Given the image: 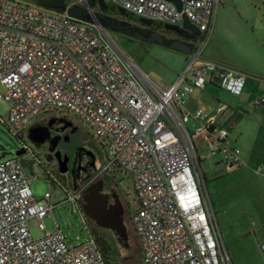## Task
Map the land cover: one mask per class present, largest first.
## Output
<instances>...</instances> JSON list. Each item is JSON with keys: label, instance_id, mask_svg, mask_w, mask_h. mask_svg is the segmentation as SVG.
<instances>
[{"label": "built area", "instance_id": "obj_1", "mask_svg": "<svg viewBox=\"0 0 264 264\" xmlns=\"http://www.w3.org/2000/svg\"><path fill=\"white\" fill-rule=\"evenodd\" d=\"M106 1L163 23L188 17L201 33L185 67L167 87L159 85L109 27L70 13L78 0L62 11L36 0H0V99L10 103L9 122L22 133L41 114L59 110L89 124L105 146L98 173L111 177L119 169L133 177L140 264H233L201 180L199 151L206 145L227 163L241 164L242 150L219 116L186 106L187 95L209 79L235 94L245 87L244 70L204 55L220 0H182L181 8L171 0ZM85 188L66 200L80 206ZM51 195H35L16 154L0 160V264H108L92 230L70 244L58 220L46 228L44 218L57 205ZM33 217L45 231L40 237L29 227Z\"/></svg>", "mask_w": 264, "mask_h": 264}, {"label": "rangeland", "instance_id": "obj_2", "mask_svg": "<svg viewBox=\"0 0 264 264\" xmlns=\"http://www.w3.org/2000/svg\"><path fill=\"white\" fill-rule=\"evenodd\" d=\"M109 6L112 11L119 9L112 3ZM84 23L93 24L86 21ZM109 29L118 45L138 68L163 87H167L187 64L188 53L184 51L136 37L123 29ZM251 33L257 35L255 44ZM217 52L225 56L222 59L226 62L237 66L239 64L233 60L249 58L252 64L262 67L264 71V0H220L214 30L207 40L204 55L213 58ZM239 66L248 70L242 65ZM248 71L251 74L259 73L258 69ZM0 90H3L2 85ZM9 107L7 99H0V160L16 154L17 147L22 142L9 122ZM212 112L225 120L230 114L227 109L223 112L220 109ZM241 112L251 123L262 122L264 119L262 112L251 107L241 109ZM50 113L61 112L55 110L48 112ZM67 115L80 125L84 143L92 149V154L86 159H71L70 165L73 163L74 170L69 168L61 173L56 161L47 160L44 148L17 155L35 195L42 198L50 191L52 202L57 204L55 210L44 218L46 228H55L58 220L70 244L86 240L90 230L106 231L108 237L112 236L116 243L111 250L110 258L113 262L141 263L140 238L132 221V214L138 204L133 177L119 169L110 178L100 175L98 171L104 164L105 146L86 121L74 112H68ZM41 116L42 114L37 118ZM193 122L194 119L190 121L192 128ZM226 126L231 129V136L238 135L236 127L229 123ZM250 126L246 146L251 156L242 164L227 163L220 154L211 153L206 145L201 146L199 151L201 160L198 168L201 180L233 264H264V248L261 247L264 242V126ZM27 132L26 129V135ZM100 178H105L108 186L114 181L122 193L125 203L123 217L128 228L129 245L121 244L113 229L97 225L74 199L66 200L80 185L86 184L88 187ZM39 222L37 217L28 221L35 237H40L45 232L39 227Z\"/></svg>", "mask_w": 264, "mask_h": 264}, {"label": "flooded vegetation", "instance_id": "obj_3", "mask_svg": "<svg viewBox=\"0 0 264 264\" xmlns=\"http://www.w3.org/2000/svg\"><path fill=\"white\" fill-rule=\"evenodd\" d=\"M68 1L69 0H67V2ZM75 5H84L85 9L83 10V13H91L97 17L112 15L118 17L119 19L130 21L147 36L162 35L165 38L164 42H160L157 38L151 41L162 43L165 45H168L167 42H170L174 39H183L188 41L189 43H192L194 47L201 33L195 31L197 34L194 36H190L194 32L192 29L179 31L178 29L167 27L166 23L159 22L155 19H150V22L142 21L140 19V15L123 9V7L120 6H118L119 9L117 11H112L109 6V2L108 6L105 8H102L98 0H95L93 4H91V0H78ZM117 14H119V16H117ZM178 25L181 26V24ZM114 27L124 30L123 26L117 24H114L113 28ZM143 39L148 40L147 38ZM67 113L68 112L50 114L43 113L42 116L37 118L35 122L30 123L22 133H16L22 141L17 147L21 150L20 155H25L29 151L35 149L40 150L44 148L46 156H49L51 154L53 155V158L49 161H56L58 168L60 169V161L57 157L58 152L63 157L66 155L69 156L68 166L69 168H72V170H74V167L72 166L73 163L72 165H70L71 159H73L72 161H74V158L77 157H80V160L88 158L92 154V149L84 143V136L82 135L80 125L71 117H69ZM32 124L37 125L34 133L35 137H31L29 134V128ZM26 129L28 131L27 135ZM52 146L54 147V150L51 151L50 148ZM102 179L104 180V186L102 190L109 196V203L119 205L121 208L125 209V203L122 197V193L117 184L113 181L111 185L108 186L105 181L106 179Z\"/></svg>", "mask_w": 264, "mask_h": 264}, {"label": "water", "instance_id": "obj_4", "mask_svg": "<svg viewBox=\"0 0 264 264\" xmlns=\"http://www.w3.org/2000/svg\"><path fill=\"white\" fill-rule=\"evenodd\" d=\"M94 1L95 0H91V4H93ZM98 1L100 2L102 8L108 6L106 0H98ZM171 1L176 2L178 7L181 8L182 0H171ZM65 8H66V4H61L55 7V9L59 11L65 10ZM84 9H85L84 5H74L69 9V11L71 14L81 18L83 21L90 22L95 25L107 26L112 28L114 24H117L123 26L125 31L132 33L136 37L147 38L148 40H154L155 38H157L160 42L165 41V38L162 35L147 36L136 25L132 24V22L130 21L119 19L118 17L112 15L97 17L91 13H83ZM123 9L125 8L123 7ZM140 19L142 21L150 22L151 18L141 16ZM166 26L178 29L179 31H183L185 29H192L194 32L190 36L196 35L197 33L195 31L200 32V28L195 23H193L188 17H185L181 26L172 23H166ZM167 44L168 46L179 49L186 53H191L193 48L192 43H189L188 41L183 39H174L170 42H167ZM36 127H37L36 124H32L30 126L29 134L31 137H35L34 133ZM50 150L51 151L54 150V147L52 146ZM20 154H21V150L17 149L16 155H20ZM57 157L60 161V170L63 172L67 171L69 168L68 166L69 156L66 155L63 157L57 152ZM52 158H53L52 154L47 156L48 161L51 160ZM103 186H104V180L100 178L97 181L91 183L87 187V190L83 195L84 211L93 220H95L98 225L102 227L115 229L124 239H127L128 228L123 217L124 209L121 208L119 205H114L109 203V196L105 192H103L102 190Z\"/></svg>", "mask_w": 264, "mask_h": 264}, {"label": "crops", "instance_id": "obj_5", "mask_svg": "<svg viewBox=\"0 0 264 264\" xmlns=\"http://www.w3.org/2000/svg\"><path fill=\"white\" fill-rule=\"evenodd\" d=\"M253 43L255 44V39H257V35L255 33H251ZM257 49V47H256ZM225 57L221 52H217L214 54L213 58L227 64L233 65L242 69L239 65L246 67L248 70H257L259 73L251 74L250 71L242 69L246 72V83L244 90L241 94H235L223 87L219 82L213 79H209L203 87L195 88L192 92L187 95L186 106L190 110H195L200 106H205L206 110L213 114V110L220 109L221 112L224 110H230V114L228 118L221 119L224 124H230V126H234L237 128V136H231L230 138L234 144H237L241 147L242 150V162L250 158L251 153L247 151V141L250 134V125L259 126V128L264 126V119L262 122L251 121L246 118L241 109H249L254 108L256 111H260L264 115V105L260 108L256 105V99L259 97H264V71L262 67H256V65L252 64L249 58H236L233 62L239 64H231L226 62ZM231 131V129H229ZM242 145V146H241ZM200 154V153H199ZM139 205V202L137 206ZM136 206V208H137ZM135 208V209H136Z\"/></svg>", "mask_w": 264, "mask_h": 264}, {"label": "trees", "instance_id": "obj_6", "mask_svg": "<svg viewBox=\"0 0 264 264\" xmlns=\"http://www.w3.org/2000/svg\"><path fill=\"white\" fill-rule=\"evenodd\" d=\"M36 1L38 2V4H40L46 8H50V9H55L56 6L61 5V4H67V0H36ZM109 28H111V27H109ZM114 28L118 29L116 27H114ZM86 190H87V187L85 188V191ZM85 191H84V193H85ZM80 206L84 211V199L83 198H81V200H80ZM84 213L87 216H89L85 211H84ZM89 218H91V217L89 216ZM113 230L117 233L118 241H120L121 244L129 245L128 239H124L115 229H113ZM93 233L96 236V239L100 245V248H101L108 264H118L116 262H113L110 258L111 257V250H112L113 246L116 245L114 238L112 236L109 238L106 231H102V230H100V231L99 230H93ZM139 251L142 252V246H141L140 241H139ZM139 263H140V261L138 262V264Z\"/></svg>", "mask_w": 264, "mask_h": 264}]
</instances>
